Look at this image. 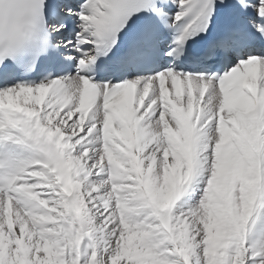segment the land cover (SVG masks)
<instances>
[{
	"label": "snow or ice",
	"instance_id": "1",
	"mask_svg": "<svg viewBox=\"0 0 264 264\" xmlns=\"http://www.w3.org/2000/svg\"><path fill=\"white\" fill-rule=\"evenodd\" d=\"M0 264H264V0H0Z\"/></svg>",
	"mask_w": 264,
	"mask_h": 264
}]
</instances>
